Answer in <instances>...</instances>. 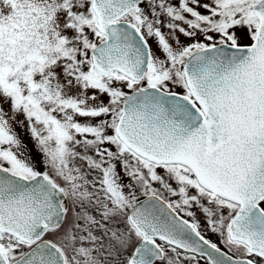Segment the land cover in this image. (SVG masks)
<instances>
[{
    "label": "snow or ice",
    "instance_id": "obj_1",
    "mask_svg": "<svg viewBox=\"0 0 264 264\" xmlns=\"http://www.w3.org/2000/svg\"><path fill=\"white\" fill-rule=\"evenodd\" d=\"M0 264H264V0H0Z\"/></svg>",
    "mask_w": 264,
    "mask_h": 264
},
{
    "label": "rangeland",
    "instance_id": "obj_2",
    "mask_svg": "<svg viewBox=\"0 0 264 264\" xmlns=\"http://www.w3.org/2000/svg\"><path fill=\"white\" fill-rule=\"evenodd\" d=\"M29 146L31 147V144Z\"/></svg>",
    "mask_w": 264,
    "mask_h": 264
}]
</instances>
